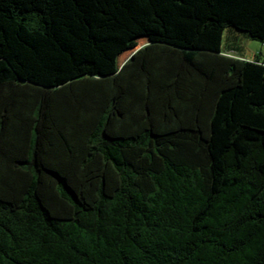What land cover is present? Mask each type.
Segmentation results:
<instances>
[{
  "label": "trees",
  "instance_id": "trees-1",
  "mask_svg": "<svg viewBox=\"0 0 264 264\" xmlns=\"http://www.w3.org/2000/svg\"><path fill=\"white\" fill-rule=\"evenodd\" d=\"M240 32L264 0H0V264H264Z\"/></svg>",
  "mask_w": 264,
  "mask_h": 264
},
{
  "label": "rangeland",
  "instance_id": "rangeland-1",
  "mask_svg": "<svg viewBox=\"0 0 264 264\" xmlns=\"http://www.w3.org/2000/svg\"><path fill=\"white\" fill-rule=\"evenodd\" d=\"M238 41L241 45V50L237 51V54H242L244 57H247L249 59L254 58V53L262 52L264 56V43L252 39L249 36H247L245 33L240 32L238 33ZM144 44V41H140V45ZM133 51H128L124 55L120 57V62L122 63L124 60H126Z\"/></svg>",
  "mask_w": 264,
  "mask_h": 264
}]
</instances>
